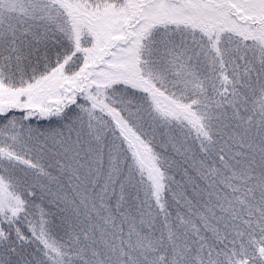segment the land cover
I'll return each instance as SVG.
<instances>
[{
    "label": "snow or ice",
    "instance_id": "snow-or-ice-1",
    "mask_svg": "<svg viewBox=\"0 0 264 264\" xmlns=\"http://www.w3.org/2000/svg\"><path fill=\"white\" fill-rule=\"evenodd\" d=\"M0 264H264V0H0Z\"/></svg>",
    "mask_w": 264,
    "mask_h": 264
}]
</instances>
